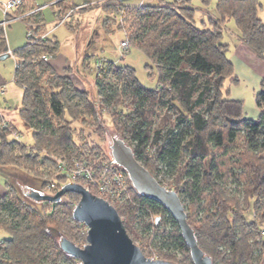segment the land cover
I'll list each match as a JSON object with an SVG mask.
<instances>
[{
	"label": "trees",
	"instance_id": "16d2710c",
	"mask_svg": "<svg viewBox=\"0 0 264 264\" xmlns=\"http://www.w3.org/2000/svg\"><path fill=\"white\" fill-rule=\"evenodd\" d=\"M199 1L207 6L211 0ZM47 3L59 20L67 12L71 15L92 5L73 0ZM100 6L103 30L124 32L130 45L137 46L149 59L148 65L155 67L157 85L145 87L130 64L98 56L95 64L101 66L96 68L93 95L77 85L71 73L55 69L51 58L58 52V41L47 35L43 25L31 23L33 12L21 17L27 26L26 42L11 50L12 78L22 89L16 112L29 128L30 141L14 137L11 131L21 133L20 127L0 114V172L12 176L2 179L7 190L0 194V227L9 237L0 239V264H77L60 248L58 238L65 236L74 243L85 238L75 227L83 223L72 218L71 207L61 201H41L38 208L20 197L17 186L25 183V190L57 191L67 182L64 174L56 172L59 158L68 162L84 158L103 166L111 155L100 152L89 157V151L100 146L91 143L88 135L106 130L105 112L113 126L110 133L123 138L155 178L177 192L197 244L212 264L259 262L264 254L260 233L264 227V77L255 95L258 116L246 118L242 101L227 97L225 83L236 78L223 33L231 19L241 41L264 59V21L259 14L264 0H214L213 12L200 20L193 0L140 5L104 0ZM7 50L5 27L0 24V58ZM44 54L50 57L44 59ZM86 127L92 129L88 135ZM159 170L167 182L158 179ZM50 182L55 183L51 189ZM127 189L128 200L116 209L130 238L153 245L156 258L194 264L170 212L139 194L130 181ZM169 249L179 250L181 257L177 260Z\"/></svg>",
	"mask_w": 264,
	"mask_h": 264
},
{
	"label": "rangeland",
	"instance_id": "374dc122",
	"mask_svg": "<svg viewBox=\"0 0 264 264\" xmlns=\"http://www.w3.org/2000/svg\"><path fill=\"white\" fill-rule=\"evenodd\" d=\"M45 0H36L37 4H42ZM70 1V0H68ZM76 3H91L92 5L89 8L75 10L71 15L64 18V21L59 24V18L54 16L53 19V9L51 6L45 4L41 11H35L30 15V21L33 24H37L40 20L39 14L41 13L45 18V21H49V25L52 27L53 32L52 34L59 39V46H58V54L56 56H61L64 59L67 58L69 64L72 68V75L74 80L81 79L86 89L90 91L93 95L96 93L95 87V76H96V59L97 57H105L112 59L118 63L130 64L134 70L135 75L137 76L139 82L144 85L145 87H155L157 85V71L155 67L152 65H148L150 63L147 56L135 45H130L129 50L126 53L120 52V41L126 38L124 32L122 30H116L114 33H107L103 30L101 26V20L104 17V13H102V9L100 5L104 4V0H73ZM92 1V2H91ZM148 3L155 2L156 0H145ZM196 0H193L195 2ZM127 2V1H126ZM66 3V2H65ZM67 4V3H66ZM16 15V12H15ZM0 16L2 17V13L0 12ZM52 20L50 21V19ZM66 22V23H65ZM59 24V25H56ZM48 26V29L50 28ZM70 26V27H67ZM26 24L21 19H13L9 23H7L5 27V35L7 40L8 50L4 54L3 57L0 58V73L12 86H14V82L12 81L13 70L15 65L14 56L11 54V50H14L20 46H22L26 42ZM41 30V29H40ZM39 30V31H40ZM87 55L88 64H83V58ZM79 79V80H80ZM78 82V81H77ZM79 83V82H78ZM2 93H0V104H4ZM6 107H8L6 105ZM6 115V114H5ZM7 118L13 119V121L20 127L21 133L19 135V139L29 142L30 141V131L27 125L23 124V121L19 120V116L17 112L11 113L9 116L6 115ZM14 117V118H13ZM103 120L105 123L106 130H102V132L94 133L92 136L88 135V133L92 130L90 127H86L84 129V134L88 135V139L92 142L99 143L98 149H93L89 151V157L95 158L100 156V152L105 154L109 153L108 144H109V133L113 131V126L111 122V118L107 112L103 115ZM80 126V125H79ZM12 134V131H11ZM92 134V133H91ZM30 177H34L29 172L25 171ZM54 173V172H53ZM156 176L158 179L162 180L165 179L167 182L166 177H164L162 171H157ZM10 176L7 172H0V181L3 178L10 179ZM36 180V178H34ZM14 181V178H12ZM19 180V179H18ZM21 181V180H19ZM37 181V180H36ZM68 181V180H67ZM162 184V183H161ZM21 185V186H20ZM17 186V193L20 195L22 199L26 201L34 202L38 208L41 207L42 203L40 200H35L28 196L30 188L25 190V183H20ZM164 185V181H163ZM165 186V185H164ZM37 190V189H34ZM40 191V190H37ZM42 192V191H40ZM49 192V191H47ZM46 193V192H43ZM54 193V192H53ZM49 193V194H53ZM70 196L68 194H64L60 204L65 205L66 207H71L73 209L74 205L77 203L79 196ZM76 228H78V232L80 234L86 235V225H78L76 223ZM82 224V223H81ZM74 230H76L74 228ZM85 230V232H84ZM141 234L142 232L139 231ZM153 233V232H152ZM143 235V234H141ZM4 237H9V233L0 227V239ZM61 236L58 238L60 239ZM147 237V236H146ZM264 238V235H263ZM133 242L139 246L141 251L148 257L156 258L157 251L156 248L152 245V247H148L144 244L143 240L139 237H133ZM85 243V238L76 242L77 245L82 246ZM170 253H174L176 259L181 257V253L179 250L169 249ZM156 254V255H155ZM76 262L78 260L76 259ZM182 264H186L183 262ZM255 264H264V254L263 258L256 262Z\"/></svg>",
	"mask_w": 264,
	"mask_h": 264
},
{
	"label": "water",
	"instance_id": "95a60500",
	"mask_svg": "<svg viewBox=\"0 0 264 264\" xmlns=\"http://www.w3.org/2000/svg\"><path fill=\"white\" fill-rule=\"evenodd\" d=\"M108 149L112 160L127 172L133 188L139 194L161 203L176 220L189 247L193 263L212 264L211 258L197 244L177 192L161 184L120 136L109 133ZM69 191L79 196L71 215L74 220L86 225L85 243L79 246L69 238L61 236L59 246L65 253L77 259V264H177L171 260L146 256L127 234L117 209L79 183L67 181L53 194L34 189H30L27 194L35 200L57 202Z\"/></svg>",
	"mask_w": 264,
	"mask_h": 264
},
{
	"label": "crops",
	"instance_id": "0c3cea01",
	"mask_svg": "<svg viewBox=\"0 0 264 264\" xmlns=\"http://www.w3.org/2000/svg\"><path fill=\"white\" fill-rule=\"evenodd\" d=\"M0 1H6V0H0ZM30 1H34L35 6L40 5L36 3V0H24V2L21 3L18 8L13 9L11 13H13L14 15H15V12H18L16 14H22L32 9H35V8H30L27 6V4ZM143 1L145 0H121V2L126 3V4L127 3L136 4L139 2H143ZM42 4H43L42 6H39L37 8H41V7L43 8L45 4L44 2ZM78 4H81V3H78ZM193 4H195V7H197V11H196L197 20L206 19L208 14L210 15L213 12L212 5L214 4V0H211L209 5L207 6L200 3L199 0H196L195 2H193ZM41 9H37V11L40 12ZM259 12H260L259 13L260 16L262 17L264 21V10H260ZM54 16L56 17L57 15L55 11L53 10V19H54ZM39 17H40V20L37 22V24L43 25L45 28V31L47 32V35L52 36L53 38L57 39L58 46H59L60 41L57 37H55L52 34L54 29H52V27L49 25V21H45V18L43 17L41 13L39 14ZM1 18L2 17L0 16V19ZM51 20L52 18L50 19V21ZM23 21L26 24L25 20ZM59 24L56 23V25H59ZM6 25L4 27H6ZM48 26H50L49 29H48ZM67 27H70V26H67ZM223 41L227 43V56L233 66L232 76L236 78L235 81L227 80V82L225 83V86L228 89L227 97L230 99L241 100L243 104V116L246 118L255 119L259 113L258 107L255 103V95L258 92L260 81L264 77V59L258 56L253 50H251L248 46H246L241 41V39L238 36V31L236 30V27L231 19L227 20L225 23ZM9 50L11 51L10 48ZM56 55L51 58V62L53 66L55 67V69L60 73H65V72L71 73L72 68H71V65L69 64L68 59L67 58L64 59L63 57L59 55L56 56ZM82 62L84 65H87L88 58L87 57L83 58ZM75 79L79 82L78 83L77 81H75L73 77V80L76 82L77 85H79L80 87L84 86L80 78H79L80 80L77 78ZM12 81H13V78H12ZM3 82H5L6 84V89H5V92H0L4 95L2 96L4 104H0V113H2L4 117H6V115L9 116V114L11 113V110L13 112L17 111L20 105L22 89L19 88L15 83H14L15 85L12 86V84H10V82H8L3 76H1V73H0V84ZM83 88H86V87H83ZM6 105L8 107H6ZM11 118H7V119L12 121L13 119ZM6 190H7V186L5 185L3 181H0V194H3Z\"/></svg>",
	"mask_w": 264,
	"mask_h": 264
},
{
	"label": "built area",
	"instance_id": "2783aa9c",
	"mask_svg": "<svg viewBox=\"0 0 264 264\" xmlns=\"http://www.w3.org/2000/svg\"><path fill=\"white\" fill-rule=\"evenodd\" d=\"M22 0H6L0 1V11L2 13V18L0 19V24L5 26L7 23L13 19H21L25 14L34 12L38 8L32 9L28 12L22 14L14 15L11 13L13 9H16L21 4ZM141 2L137 3L140 5ZM70 14L67 12L60 18L59 23L64 21L66 16ZM31 29L28 28L27 35H31ZM120 52L126 53L130 48V41L124 38L120 41ZM44 59L50 57V55H42ZM100 67L101 64H95ZM6 84L0 85V92H5ZM2 114V113H0ZM1 126H7L6 120L1 123ZM12 135L19 138V131L12 130ZM56 172L59 174H64L69 182H75L81 184L87 190L95 194L96 196L102 197L112 204L115 208L125 203L128 198V182L130 181L127 176V172L117 163H115L112 158L108 160L103 166H100L97 162L89 159H77L72 158L70 162L64 159H57L56 161ZM55 186L54 182L48 183V188L51 189ZM50 192V191H49ZM53 193V192H50ZM63 195L60 197V201ZM86 227V226H85ZM87 230V227H86ZM260 233L264 235V227L261 228Z\"/></svg>",
	"mask_w": 264,
	"mask_h": 264
},
{
	"label": "flooded vegetation",
	"instance_id": "af4514ba",
	"mask_svg": "<svg viewBox=\"0 0 264 264\" xmlns=\"http://www.w3.org/2000/svg\"><path fill=\"white\" fill-rule=\"evenodd\" d=\"M41 201V200H40Z\"/></svg>",
	"mask_w": 264,
	"mask_h": 264
}]
</instances>
